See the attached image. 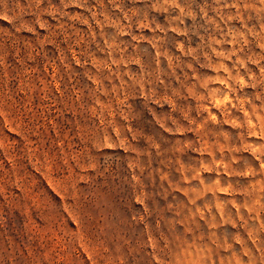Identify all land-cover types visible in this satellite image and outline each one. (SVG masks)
<instances>
[{
    "label": "rangeland",
    "instance_id": "374dc122",
    "mask_svg": "<svg viewBox=\"0 0 264 264\" xmlns=\"http://www.w3.org/2000/svg\"><path fill=\"white\" fill-rule=\"evenodd\" d=\"M0 264H264V0H0Z\"/></svg>",
    "mask_w": 264,
    "mask_h": 264
}]
</instances>
